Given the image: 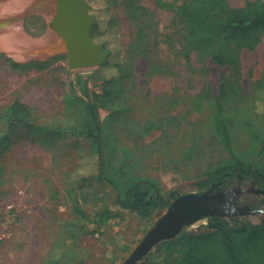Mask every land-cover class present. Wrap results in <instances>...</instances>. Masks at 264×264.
<instances>
[{
	"label": "rangeland",
	"instance_id": "374dc122",
	"mask_svg": "<svg viewBox=\"0 0 264 264\" xmlns=\"http://www.w3.org/2000/svg\"><path fill=\"white\" fill-rule=\"evenodd\" d=\"M87 1L100 33L95 42L105 41L113 53L111 64L125 63L123 76L111 89L105 87L100 67L70 68L59 33L48 26L56 0H0V113L19 100L33 109L36 125L45 128L37 133L17 127L1 149L0 264H47L57 247L65 264H122L168 211L159 212L152 222L143 220L121 209L117 191L94 177L76 193L69 192L73 181L85 175L76 170L90 161L88 138L75 133L94 130L81 101L88 100L81 82L87 83L90 97L97 93L107 104L99 113L107 159L117 169L154 179L165 198L217 194L222 185L223 192L245 190L236 198L242 206L264 207L263 196L254 192L261 187L253 179L239 176L208 190L198 186L211 166L230 157L211 129L213 101L227 67L199 62L195 55L191 63L185 62L177 49L180 23L154 0H141L147 13L134 24L121 0ZM247 1L229 3L242 7ZM28 17V30L41 31L40 36L26 29ZM143 26L150 34V56L133 60L126 51ZM11 61L21 66L12 67ZM155 67L164 70L155 73ZM228 73L238 92L226 101L233 147L264 175V35L256 49L241 52L240 72ZM6 133L0 122V138ZM73 198L87 218L75 214ZM105 209L114 217L100 227L95 215ZM233 218L264 222V214L227 217ZM206 225L203 218L182 232H207Z\"/></svg>",
	"mask_w": 264,
	"mask_h": 264
},
{
	"label": "trees",
	"instance_id": "16d2710c",
	"mask_svg": "<svg viewBox=\"0 0 264 264\" xmlns=\"http://www.w3.org/2000/svg\"><path fill=\"white\" fill-rule=\"evenodd\" d=\"M121 1L133 24L147 13L141 0ZM154 1L160 8L173 12L178 24L180 23L177 49L185 62L191 63L195 55L199 62L211 60L221 67H227V70L221 74L219 91L213 101L211 129L230 157L211 166L198 186L208 190L243 176L255 180L264 189V175L253 165L243 161L233 147L230 119L226 112V101L232 93L238 94L237 85L231 81L228 71L239 73L241 52L244 49L254 50L259 45L264 35V0H249L242 7H232L229 0ZM113 3L118 4L119 1L113 0ZM30 20L31 17H28L25 21L27 30ZM114 23L115 21L112 25ZM96 25L98 23L92 27L93 39L98 33ZM42 26L44 28L45 24ZM29 32L35 37L42 33L41 31ZM98 34L100 36V33ZM149 37L150 34L147 33L145 26L137 29L136 38L126 51L129 58L134 60L140 55L150 56V50L147 47ZM100 42L106 45L104 40ZM105 50L109 49L105 47ZM112 55L113 53L110 54ZM9 64L15 68L21 66L14 61ZM124 64V62L111 64L108 60L100 67L105 72L104 84L107 89H111L108 87L121 79L126 69ZM110 68L116 71L114 74V71H109L111 75H108ZM162 70H164L162 67H155L153 72L159 73ZM81 80L79 77V81ZM80 85L83 94L88 97L87 101L83 99L81 101L85 104L94 130L89 133H75L77 136L88 138L90 161L80 165L76 170V174L85 175L73 181L75 186L71 187L69 192L76 193L77 189H81L89 179L94 177L98 181L107 182L117 191L121 209L130 210L141 219L152 222L159 212L171 209L178 196L165 198L154 179L117 169L114 163L109 162L99 113L100 108L107 104L97 93H94L93 98L90 97L86 82H81ZM108 92L110 90H107ZM205 94L209 95L210 91L206 89ZM113 99L111 97L110 102ZM198 102H201L200 98ZM0 122L7 129L6 135L0 138V155L2 147L8 142V135L17 127L37 133L45 129L34 122L33 109L19 100L0 113ZM220 186L219 191L222 193L223 186ZM260 205L264 206V197ZM72 208L79 217H88L87 211L78 198H73ZM113 217L114 213L110 209H105L96 213L95 222L103 227ZM206 227L209 229L207 232L184 231L170 240L163 241L158 245L155 254L138 264H264V222L254 224L215 214L207 217ZM47 264H65L61 248L53 249Z\"/></svg>",
	"mask_w": 264,
	"mask_h": 264
},
{
	"label": "water",
	"instance_id": "95a60500",
	"mask_svg": "<svg viewBox=\"0 0 264 264\" xmlns=\"http://www.w3.org/2000/svg\"><path fill=\"white\" fill-rule=\"evenodd\" d=\"M90 10L91 5L87 0H56V13L50 26L59 33L65 45L71 69L101 67L110 57L104 45L93 39L92 26L96 17ZM243 192L245 190L238 189L227 192V195L222 192L178 196L165 217L149 230L122 264H138L156 245L178 236L186 226L210 215L218 214L227 218L264 214V207L242 206L236 201ZM254 192L264 197V189L258 188Z\"/></svg>",
	"mask_w": 264,
	"mask_h": 264
},
{
	"label": "crops",
	"instance_id": "0c3cea01",
	"mask_svg": "<svg viewBox=\"0 0 264 264\" xmlns=\"http://www.w3.org/2000/svg\"><path fill=\"white\" fill-rule=\"evenodd\" d=\"M24 26V25H23ZM47 26V25H46ZM48 26H50V25H48ZM46 31V30H45ZM33 36V35H32ZM35 37V36H34Z\"/></svg>",
	"mask_w": 264,
	"mask_h": 264
},
{
	"label": "flooded vegetation",
	"instance_id": "af4514ba",
	"mask_svg": "<svg viewBox=\"0 0 264 264\" xmlns=\"http://www.w3.org/2000/svg\"><path fill=\"white\" fill-rule=\"evenodd\" d=\"M225 194L227 193L226 191L224 192ZM227 195V194H226Z\"/></svg>",
	"mask_w": 264,
	"mask_h": 264
}]
</instances>
